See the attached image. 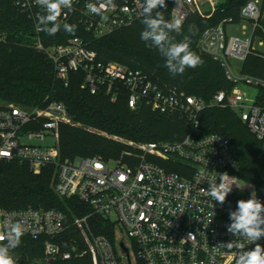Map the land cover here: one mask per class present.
Instances as JSON below:
<instances>
[{
	"label": "built area",
	"instance_id": "2783aa9c",
	"mask_svg": "<svg viewBox=\"0 0 264 264\" xmlns=\"http://www.w3.org/2000/svg\"><path fill=\"white\" fill-rule=\"evenodd\" d=\"M89 4L100 8V13L91 12ZM220 4L221 0H166V7L158 9L169 12L170 22L179 19L182 28L191 13L209 19ZM15 5L34 23L31 46L52 61L57 78L66 86L71 73L82 72V88L92 94L105 90L113 102L125 96L132 110L145 105L155 113L177 115L192 130L180 141H128L133 151L119 159L93 156L70 160L60 151L61 126L74 123L64 103L52 101L33 109L0 106V165L19 162L36 175L52 168L55 194L62 200L77 199L90 209L88 215L72 222L80 231L83 248L74 243L69 250L63 249L60 239L68 228L67 217L54 209H0V235L6 232L5 221L12 220L21 223L23 236L47 238L42 261L49 264H73L87 255L92 264H236L240 251L254 249L258 241L250 243L227 231L229 212L253 192L237 176L240 162L227 138L198 131L201 113L228 109L264 143V75L246 73L245 67L239 71L233 65L235 61L245 65L250 56L264 63V0H250L241 10L242 19L252 24L250 38L227 35L226 25L233 23L232 19L202 33L199 50L220 64L232 85L209 99L167 91L141 70L119 62H101L78 37L47 46L44 31L37 30V18L46 14L44 10L35 0H16ZM143 6L144 0H112L111 4L107 0H73L72 9H62L58 22H75L95 38H103L144 18ZM6 42L7 36L0 33V43ZM262 70L264 74V64ZM222 173L241 186L233 184L223 205L204 191L208 183H219ZM92 216L115 225L113 241L93 233ZM228 242L244 248L220 246ZM12 258L15 264H23L21 256Z\"/></svg>",
	"mask_w": 264,
	"mask_h": 264
},
{
	"label": "trees",
	"instance_id": "16d2710c",
	"mask_svg": "<svg viewBox=\"0 0 264 264\" xmlns=\"http://www.w3.org/2000/svg\"><path fill=\"white\" fill-rule=\"evenodd\" d=\"M250 0H226L209 19L191 13L179 32H170L174 42H180L190 35L189 26L194 25L195 35H191L190 48L201 59L196 68H186L183 74L173 75L165 67V58L151 42L141 40L144 30L142 19L134 25L112 35L95 38L81 25H75L74 33H67L63 27L55 34L43 33L47 46L66 44L78 37L96 52L101 62H119L148 74L153 82L167 91L185 92L204 99L211 98L221 90L231 89L224 70L219 63L204 55L198 48L202 33L211 27L232 19L242 20L241 10ZM16 0H0V33L7 36L6 43H0V105L15 104L25 108H38L52 101L66 105L74 122L85 128H92L128 141L148 143L158 141H180L192 130L179 116L153 112L148 106L136 110L129 107L128 98L121 96L113 102L105 90L92 94L83 89L85 75L71 73L66 86L59 80L52 61L32 45L34 23L21 14L15 5ZM162 11L166 21L170 14ZM155 15V12L153 13ZM51 26V25H49ZM263 62L250 56L245 62L246 73L263 76ZM258 67H261L258 70ZM60 151L64 159L74 160L79 156H102L112 159L125 149L118 143L101 136L85 132L82 128L61 126ZM198 134H218L230 141L231 151L240 162L237 173L245 185L255 190L257 198L264 203V143L259 141L239 117L228 109L207 110L200 115ZM121 156V155H120ZM119 156V157H120ZM19 162L0 165V209L5 211L28 208H44L61 211L67 217L68 228L60 242L63 249L81 244L80 231L72 225L74 218L86 216L90 209L77 199L62 200L52 189L54 170H44L36 175L27 165ZM250 196L245 195L243 199ZM90 226L94 234L114 240L115 225L110 221L92 216ZM47 238L34 240L21 237L20 245L10 250V255H19L24 260L41 261L44 257ZM7 241L2 242L6 244ZM264 247V237L258 240ZM73 264H92L89 255L78 258Z\"/></svg>",
	"mask_w": 264,
	"mask_h": 264
},
{
	"label": "clouds",
	"instance_id": "9594fccd",
	"mask_svg": "<svg viewBox=\"0 0 264 264\" xmlns=\"http://www.w3.org/2000/svg\"><path fill=\"white\" fill-rule=\"evenodd\" d=\"M112 0H107L111 4ZM46 14L38 16L37 30L44 31L48 35H55L61 27L67 33L75 32V25L63 24L58 22L62 9H72L73 0H35ZM104 5H101L103 7ZM89 9L93 13H100V8L95 4H89ZM159 8L166 7V0H144L142 23L144 30L141 32V40L151 42V46L159 49L165 58V67L173 74H183L186 68H196L202 64L200 57L191 50V35H195L197 29L194 25L189 26L190 35H185L180 42H174L170 37V32H179L181 21H166ZM155 12V15L153 13ZM51 25V26H49ZM231 176L227 173L220 174L219 183H208L205 193L215 202L223 205L226 198L232 191L233 184L240 185L230 180ZM231 223L227 225V231L237 237H243L250 243H255L264 237V203L256 195H251L248 199L237 201L235 210L229 212ZM6 232L0 235V242L7 241L6 244L0 243V264H15L10 250L17 248L24 235V229L19 222L7 220L4 223ZM220 246L232 249L233 247L243 249L244 245H237L235 242H228ZM236 264H264V247L256 243L252 250L240 251L237 254Z\"/></svg>",
	"mask_w": 264,
	"mask_h": 264
},
{
	"label": "rangeland",
	"instance_id": "374dc122",
	"mask_svg": "<svg viewBox=\"0 0 264 264\" xmlns=\"http://www.w3.org/2000/svg\"><path fill=\"white\" fill-rule=\"evenodd\" d=\"M225 1L226 0H221V3H224ZM258 1L262 2L263 0H258ZM226 32H227V35L229 37H235V38H238V39H247V38H250L251 35H252V24H251V22H249L247 20H239L237 22H233L231 24H227L226 25ZM233 65H234L235 69L239 70V71L242 70V68L244 67V63L243 62H239V61L233 62ZM243 88L246 91L251 92V93H255L256 92V90L253 89V88H245V87H243ZM5 105H7V104H2L0 106H5ZM68 127L69 128H82L83 130H85V132L92 133V134H95L97 136H101V137H103V138H105V139H107L109 141H112V142L118 143V144H120L122 146H125V149L122 151V153L120 155H122L125 152H132L133 151V149L129 148L128 145H127L128 140H126L123 137L113 136V135H110V134H107V133H103V132H101L99 130L92 129V128H85V127H83V125H81L80 123H77V122H74L72 125H68ZM60 139H61V136H60ZM135 143H137V142H135ZM120 155L113 156L111 158L112 159H119ZM79 158H86V157L79 156V157L75 158L74 160L79 159ZM17 164H18V167L21 168L20 166H22V164H20V163H17ZM246 187L251 188L253 190L252 194L256 195L255 190L252 187H249L247 185H246ZM125 242L127 243L128 246H130V241L128 239H125ZM77 244H79V243H77ZM79 246H80V244H79ZM23 264H49V263L44 262L42 260L41 261L24 260Z\"/></svg>",
	"mask_w": 264,
	"mask_h": 264
},
{
	"label": "crops",
	"instance_id": "0c3cea01",
	"mask_svg": "<svg viewBox=\"0 0 264 264\" xmlns=\"http://www.w3.org/2000/svg\"><path fill=\"white\" fill-rule=\"evenodd\" d=\"M243 20V19H242Z\"/></svg>",
	"mask_w": 264,
	"mask_h": 264
}]
</instances>
